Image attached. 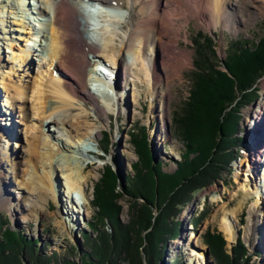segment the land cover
<instances>
[{
	"label": "rangeland",
	"instance_id": "1",
	"mask_svg": "<svg viewBox=\"0 0 264 264\" xmlns=\"http://www.w3.org/2000/svg\"><path fill=\"white\" fill-rule=\"evenodd\" d=\"M247 1L249 7L246 8L245 14H237V17L233 18L236 21V28L210 29L197 18L189 19L180 30L182 38H178L177 47L179 50L189 52L191 63L182 69L179 80L175 78L168 82L165 86L168 93L166 92L165 96L160 94L163 84L159 88H154V91L150 86L149 91L140 79L129 78V85L122 90L124 100L120 97L119 102L113 99L105 100L104 96L112 97L123 85V66H120L117 73L118 79L115 78L111 80V84L109 83L110 86H115V91L109 87V81L105 79L104 75L109 73L105 71L106 68L102 69L105 74L99 75L102 79L100 82L91 81L93 76L87 75L85 83L89 93L107 110V116H102L101 121L96 119L91 104L82 100L78 88L72 79H69L68 69L49 68L47 70L44 62L39 60V52V54L32 52L26 62L24 61L23 68L12 62L11 49L17 50L18 47L26 45L27 34L22 31L15 32L14 30L19 26L6 23L12 22V19L7 21L6 10L17 8L12 6V3L6 4V7H3L4 13L0 14V160L2 163L0 165V194H2V197L0 196V235L5 229L21 235L23 240L32 243L34 249L31 253L34 257H39L38 261L41 264H98L90 252L93 247L99 245L106 246L104 248L106 256L112 258L115 264H231V261L232 264H264V195L261 204L252 210L256 195L250 191L254 186H257V189H263L259 186L261 185L259 180L264 175L261 171V166L264 165V132L262 135L259 134L260 131L256 133L257 129H254V125L258 126L259 130L264 129V118L262 122L256 119L254 123L252 118L250 123L247 119L248 111L254 110L260 115L259 109L261 111L264 109V68L259 75L255 76L252 84L247 86L245 83L246 86L240 90L233 87V102L225 108L226 111L232 105V109L235 108V112L230 109L229 114L235 113V115H230L227 122L237 116L234 135L236 143L232 149L229 138L223 137V141L220 140L221 135L217 129L220 123L223 127L226 125L227 115L224 114L222 117L223 113L217 109L213 111L196 107V105L192 107V103L189 104L190 100L188 101L194 89L193 84L197 73L201 68H205L203 66L205 61L202 62L203 58L199 56L200 54L203 56L207 52L212 54L210 67L212 66L213 70L226 72L223 65L227 55L233 50H237L235 54L241 55L243 50L236 47L238 45L236 42L247 51L255 50L260 46V42H264V16L260 14L264 0ZM27 2L30 5H27L29 8L26 9L30 14L35 11L33 6L35 2L34 0L25 1ZM46 7L50 10L51 6L49 4ZM104 11L101 6L99 9H94L99 22L96 29L90 28L84 32L85 37L99 41V34L104 33L100 27L107 21L103 15ZM19 12L22 14L21 10H15L17 15L20 14ZM29 14L22 17L23 19L25 17L26 22H31L21 26L26 28L25 32L29 27L35 26L37 29H42L49 24V15L36 14L37 18L34 19L35 14ZM123 14H126L125 11ZM40 19L45 23L39 21ZM117 32H120L118 28ZM185 34L186 39L183 38ZM74 37V42L80 41L79 37L75 35ZM42 39L38 37L37 41H30V45L38 46L40 40L43 42ZM118 40L115 39V42ZM199 60L201 68L198 64ZM40 73L44 78L43 82L52 80L59 84H70V89L75 92L71 94L79 99L74 103L82 105L92 126L102 128L97 148L95 140L91 141L86 137L83 141L84 144H89L93 148L91 152H83L81 157L83 164L89 165L85 169L86 173L83 172L84 194L75 191L74 198L70 199V194H66L62 175L53 169V183L54 188L59 191V203L58 198L54 199L51 192L40 194L38 185L35 183L32 184V192L28 191L29 193L18 185L24 171H28V174L34 177L37 175L32 167L35 161L32 159L31 164H27V152L28 141L35 132L30 128L39 126L40 120L34 119L36 117L33 115L32 99H30L32 88L29 92H26L25 88L32 85L34 81H39ZM49 76L52 78L50 79ZM2 79L7 84L23 86L25 96L19 100L16 95L18 93L13 91L11 95L15 96V100L6 103ZM132 81L136 82V85H133ZM192 97L195 99L194 93ZM76 111L74 114L78 113ZM194 112L197 115V123L194 122V124L198 126L196 130L199 131L195 138H199L198 141L210 143L213 134L214 142L217 143L220 140L221 145L225 143L229 146L220 152L215 151L214 148L207 151L209 160H213V157L214 159L216 157V160L221 159V162L212 163L216 165V168L212 166L208 169L207 173H210L211 178H208L206 182H200L198 177L191 176L183 181H176L171 190L168 189L170 187L168 184V186L163 184L159 187L154 174L150 176L146 184L140 182L138 178L135 179L137 174L140 178L144 172L143 161L141 157H138L139 146L142 148L140 135L144 136L152 166H158L160 173L170 174L177 169V163L181 161L179 156L185 152V145L189 143L183 138L181 132L186 134V125L191 121L190 118ZM43 123L48 125L50 130L57 132L51 118L44 120ZM88 132H90L89 129ZM54 135L51 132V134L43 135V138L40 137V144L44 146L40 148V151L48 148L56 152L57 142L54 140ZM252 145L257 148L253 152ZM226 155L230 157L223 165ZM254 155L261 160V166L254 172L255 178L251 176L253 169L244 172L242 170L244 166H240V163H244L247 158L251 160ZM42 166L48 168L43 162H38L37 168ZM106 168L111 169L115 175L114 185L107 182L104 176ZM134 182L138 190L133 192ZM200 183H202L201 186H198ZM100 196L102 201L106 199L102 202L103 205ZM181 198H185L184 202L175 203L173 207L179 209L174 215L169 216V201L176 202ZM80 202H82L81 206ZM66 208L74 210V218H77L75 223H71L68 219L67 213L69 214L70 210L67 209L68 212H66ZM233 210L236 212L234 221L237 232L232 241L222 230L221 221L226 215L230 216ZM116 223L124 226V230H121L125 231L124 235L115 230L114 227L118 225ZM150 224L153 227L150 228ZM168 229L170 233L164 242L162 244L157 242L152 251H149V245L145 243L148 237L147 232L150 231L151 236L153 233L152 237H160L165 235L163 232ZM120 235L123 237L121 238ZM110 236L116 244L114 249L109 248ZM235 250L238 251V255L242 253L243 257L247 256L245 263L240 259L237 261L231 259ZM85 254L91 257L92 262L88 261ZM18 255L21 263H31L26 249L20 250ZM150 256L154 258V261Z\"/></svg>",
	"mask_w": 264,
	"mask_h": 264
},
{
	"label": "bare ground",
	"instance_id": "2",
	"mask_svg": "<svg viewBox=\"0 0 264 264\" xmlns=\"http://www.w3.org/2000/svg\"><path fill=\"white\" fill-rule=\"evenodd\" d=\"M34 2L35 11L29 14L26 8H29L27 5L30 4L28 2L25 3L24 0H0V14L4 13L3 7L5 8L6 4L9 3H12L14 7L16 6L17 10H21L22 14L19 12V15L15 13L16 9L6 10L8 13L7 21L12 19V22H5L19 26V28L14 30L15 32L22 31V33L27 34L26 45L18 47L17 50L11 49L12 62L18 64V67H22L32 52H39V60L44 62L47 70L49 68L68 69L70 71L69 79H72L74 85L78 88L82 100L91 104L95 117L99 121H101L102 116H107V110L89 93L85 83L87 75L93 76L91 81L100 82L102 79L99 78L101 72L98 71V68L105 67L107 69L105 71L109 73L104 76L106 81H109V84L111 80L118 79L116 77L117 73H119L120 66H123L122 88L120 87L118 91H115V86H110V83L109 87L115 93L112 91L114 93L112 97L107 98V95L104 96L105 100L113 99L118 102L120 99L124 100L125 96L122 90L125 89L126 85H129V78L133 80L140 79V82L146 85L149 91L150 86L154 91L163 84L160 94L165 96L167 92L165 86L168 82L175 78L179 80L182 69L191 63L189 52L179 50L177 47L178 38H182L180 30L184 28L189 19L197 18L206 28L210 29L216 27L221 28V30L224 28L231 29L235 27L236 23L233 19L234 16L237 17V14L241 13L245 14L246 8L249 7L247 0H34ZM87 2H94L98 5L96 9L101 6V9L105 10L103 15L107 21L106 23L104 22V26L100 27L104 33L99 34V41L98 39L97 41L96 39L92 41L88 36L85 37L84 35V32L88 31V27L82 20L84 16L80 12L78 5ZM49 4L51 6L50 10L46 7ZM87 8L89 9L86 6ZM123 11L126 14H123ZM27 14H35L33 15L35 16L34 19L37 18L36 14L40 16L49 15V24L42 29H37L35 26L34 28L29 27L28 31L25 32L26 28L21 26L31 23L29 21L26 22L25 17L24 19L22 18ZM260 14L264 16V5L261 6ZM87 15V19L90 18L91 21L99 22L97 15L94 13ZM80 16L81 19H79ZM39 21L43 22L41 19ZM240 23L243 22L240 21ZM117 28L120 32H117ZM91 29H96V26ZM74 35L79 37V42H74ZM38 37L43 38L42 40L45 44L40 40V44L36 45L37 47L31 46L30 43L37 41ZM183 38L186 39V34ZM115 39H119L118 42H115ZM49 73L48 71V75ZM104 76L101 77L104 78ZM110 76L111 78H109ZM49 77L50 79L52 78L51 76ZM38 79L39 81H34L32 85L25 88L26 92H29V89L32 88L30 99H32L33 115L36 117L34 119L40 120L39 126L30 128L35 132L31 135V140L28 141L27 152V164L30 165L32 159V161H35L32 167L37 175L35 174L36 177H34L32 174L29 175L28 171H24L23 175L20 176L21 179L18 185L28 192L31 191L32 184L35 183L38 185L37 189L40 194L51 192L54 195V199L58 198L59 203V191L54 188L55 184L53 183V169L54 171H59L62 175L64 179L63 185L66 189V194H70V199L74 198L73 193L75 191L84 194L85 176L83 172L86 173L85 169L89 165L83 164L81 157L84 153L91 152L93 148L89 144H84L83 141L86 137L91 141L95 140L97 148L102 128L101 126L96 128L92 126L89 123V116L82 105L74 103L75 100L78 101L79 99L71 94L75 92L70 89V84H59L52 82V80L43 82L44 78H42V75ZM2 80L4 81V83L2 81L1 83L4 87L6 103H9L10 100L11 102L15 100V96L11 95L13 91L18 93L16 95L19 100L25 96L23 86L19 84L14 86V83L7 84L4 79ZM133 85H136V82H133ZM74 111L78 113L74 114ZM248 113V123L251 122L250 118L253 119V123L256 119L262 122V118H264V109L262 111L259 109L261 116L254 110L248 111ZM50 118L57 132L50 130L48 125L43 123L44 120H49ZM88 129L90 132H88ZM254 129H257V131L255 130L256 133L260 131V135L264 132V129L260 128L259 130L256 125H254ZM84 130L86 132H83ZM51 132L52 135L55 134L54 140L57 142L56 152L48 148L40 151L43 146L40 144V137L43 138V135L51 134ZM255 149L257 148L252 145V152ZM260 161V158H256L254 155L251 160L247 158L244 163H240V166H244V169H242L244 172L248 171V169H253V172L251 170V176L255 178L254 172L261 166ZM38 162H43L48 168L43 166L37 168ZM0 165H2L1 160ZM261 167L263 168L264 165ZM262 168L261 171L264 174V169ZM27 175H29L28 178ZM259 181L261 183L259 186L263 187V189H257V186L250 189L256 195L252 210L261 204L264 195V175ZM81 203L79 204L80 206L82 205ZM71 208H66V210H70V213H67L69 215L68 219H70L71 223H75L77 218H74V210ZM235 213V210H233L230 216L226 215L221 221L222 230L228 239L232 241L237 232L234 221Z\"/></svg>",
	"mask_w": 264,
	"mask_h": 264
},
{
	"label": "trees",
	"instance_id": "3",
	"mask_svg": "<svg viewBox=\"0 0 264 264\" xmlns=\"http://www.w3.org/2000/svg\"><path fill=\"white\" fill-rule=\"evenodd\" d=\"M263 43H264L263 41L260 42V46L256 48L255 50L247 51L245 47L241 46V44L236 42V44H238L236 47L240 48V50L243 48L244 51L241 50V55H240V54H235L237 50H233L232 51L233 54L230 53L229 55H227L226 62H224V65H223L226 72H223L221 70H213L212 66L210 67V63H212L211 61L212 54H209V52L204 54V56L202 54L199 55L201 58H203L202 62L205 61V64L203 65L205 67L204 68L205 70L201 68V65L199 64L200 63V60H199L198 64L201 70L197 73L196 78L194 80V84H193L194 89H192V92L190 94L191 98L190 97L188 98V101L190 100L189 104L192 103L191 104L192 107H195L196 105V107L198 106L200 108L204 107L207 110L212 109L214 111L217 109L220 113H223L222 117H224V114L227 115L226 125L223 127L221 126V123H220L217 129L219 130V135H221L220 140L223 137L229 138V143H230L229 145L231 149H232V146H234V144L236 143L235 142L236 138L234 137V135L236 134V127H237L236 120L237 119L235 118H237V116L233 117L234 118L233 120L227 122V120H229L231 116L235 115V113H233L235 112V108L232 109L233 105L227 111L225 110V108L229 107V105H231V103L233 102V99H234V88L233 87L235 88L237 87V89L239 88L240 90L246 85L248 86L252 84V81L254 80L255 76L259 75L262 72L264 68V44ZM238 48H235V49H238ZM193 93L195 95V99L194 97H192ZM230 109H232L233 114H229ZM195 113L196 112H194L192 114V117L190 118L191 121H189V124H188L189 126L186 125L187 127L186 134L181 132V135L183 136V138L185 140H188L189 143L185 145V152L183 154H180L179 156L181 161L177 163V169L174 170V172L170 174H166V173L164 174L163 172L160 173L158 172L159 170L158 166L157 167L152 166L149 152L145 146L144 136L143 134L140 135V143L142 142V148L139 146L138 157L139 158L141 157V160L143 161V168H144L143 171L144 172L142 173L140 178H139V175L137 174L135 176V179L138 178L140 182L146 184L148 183L150 176L154 174L157 177V185H159V187L163 184L164 185L168 184L170 186L168 187V189L171 190V188L177 183L176 181H179V180L183 181L186 178H189V177L191 178V176L192 177L194 176L195 178L198 177L197 179H199L200 182H206L208 178H211L210 173H207L208 169H210L212 166L216 168V165L212 163H216L217 161L221 162L220 161L221 159L216 160V157L215 159L213 157V160L211 159L209 160L207 151L214 148L215 151L218 150L220 152V150L227 149L229 146L226 145L225 143L221 145L223 139L222 141L219 140L217 143L214 142L212 140L213 134H212V137L210 138L211 139L210 143L206 141L205 142L198 141L199 138H195L197 134H199V131L196 130L198 126L194 124V122L197 123V120H196L197 115ZM195 125L197 127H195ZM208 133L210 134L209 131ZM231 149H230V152H231ZM225 154H223V156H225ZM229 157H230L229 155H226V157L223 159V165L227 163V159ZM219 169H221L220 166H219ZM104 174H105L104 176L107 182L114 185L115 175L112 172V170L106 168ZM201 184L202 183L198 184V186H201ZM132 189H134L133 192L135 190H138V187L135 182L133 183ZM140 189L141 187L139 188V190ZM123 190L124 189H122V191ZM107 194H110V193L107 192ZM141 195L142 197L144 196L143 194ZM143 198L145 199V197ZM100 200H101V204L103 201L104 202L106 201L105 198L102 201L101 196H100ZM184 200L185 198L178 199L176 200V202L175 200L169 201V204H170L169 206L170 215L169 216H171V214L174 215L175 212L178 211L179 209L177 207L174 208L173 205L175 203L176 204L182 203L184 202ZM116 224L118 225H116L117 227H114L115 230L118 233L120 232L121 235H124L125 231H121V230H124L123 228L124 226L122 227L121 224L119 223H116ZM149 226L150 228L153 227L152 224H150ZM147 233H148V237L146 238L145 243L149 245L148 250L152 251V248L155 247L157 242H161V244L162 242H164V239L167 236H169L170 230L169 229L165 230L163 232L165 233V235L160 236V237H152L154 234L152 233V236H151L150 231ZM121 235L120 237L122 238L123 236ZM109 238L111 239L109 248L114 249L116 246L115 241L113 240L112 236H110ZM160 247L161 245L159 246V248ZM104 248H106L105 245H99V246L93 247L92 251L90 252L92 258L98 261V264H100L101 262L103 264H115L112 258L106 256ZM239 248L241 249L240 244H239ZM22 249H26L29 255V259H31L30 264H41V262L39 263L38 261L39 257H34L31 253L33 252V249H34L32 243L26 242L25 240L21 238V235L12 233L8 231L7 229L1 232V235H0V264H25V263H21L18 257L19 256L18 254L20 253V250ZM237 253L238 251L235 250L234 256H232L231 259H233L234 261L235 260L237 261L238 259H240L244 261L245 263L247 256L243 257L242 253L240 255H238ZM85 255L88 261L92 262V260L90 259L91 257L88 254H85ZM152 260L154 261V258ZM231 264H232V261H231Z\"/></svg>",
	"mask_w": 264,
	"mask_h": 264
}]
</instances>
